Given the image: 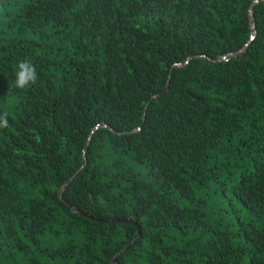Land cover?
Here are the masks:
<instances>
[{
	"label": "trees",
	"instance_id": "16d2710c",
	"mask_svg": "<svg viewBox=\"0 0 264 264\" xmlns=\"http://www.w3.org/2000/svg\"><path fill=\"white\" fill-rule=\"evenodd\" d=\"M0 111V264H264V1L0 0Z\"/></svg>",
	"mask_w": 264,
	"mask_h": 264
},
{
	"label": "clouds",
	"instance_id": "9594fccd",
	"mask_svg": "<svg viewBox=\"0 0 264 264\" xmlns=\"http://www.w3.org/2000/svg\"><path fill=\"white\" fill-rule=\"evenodd\" d=\"M39 79L36 65L28 57L21 58L17 61L15 77L11 81V87L20 91H27L35 85ZM9 127V114L7 111H0V130Z\"/></svg>",
	"mask_w": 264,
	"mask_h": 264
},
{
	"label": "water",
	"instance_id": "95a60500",
	"mask_svg": "<svg viewBox=\"0 0 264 264\" xmlns=\"http://www.w3.org/2000/svg\"><path fill=\"white\" fill-rule=\"evenodd\" d=\"M259 1H264V0H259ZM251 18L253 19L252 14H251ZM239 53H240V52H238L237 54H239ZM187 63H188V61H187L186 63H184V64H187ZM180 66H182V64H181ZM169 84H170V81H168V83H167V85H166V88H165V90H164V92H163L162 95H166V94H168L169 89H170V88H169ZM72 181H73V178H72L70 181H68L66 185H69ZM125 222H130V221H125ZM139 232H140V230H139Z\"/></svg>",
	"mask_w": 264,
	"mask_h": 264
}]
</instances>
